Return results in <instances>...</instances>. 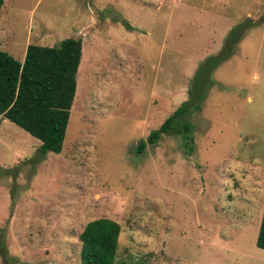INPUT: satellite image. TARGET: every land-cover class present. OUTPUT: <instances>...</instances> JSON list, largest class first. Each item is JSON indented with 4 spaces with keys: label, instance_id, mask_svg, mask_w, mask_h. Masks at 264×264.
Returning <instances> with one entry per match:
<instances>
[{
    "label": "rangeland",
    "instance_id": "374dc122",
    "mask_svg": "<svg viewBox=\"0 0 264 264\" xmlns=\"http://www.w3.org/2000/svg\"><path fill=\"white\" fill-rule=\"evenodd\" d=\"M236 26L188 118L192 143L162 136L137 154ZM67 38L81 57L60 152L40 155L0 117L6 264H79L78 235L98 218L119 226L116 263L264 264V0L2 2L0 50L15 61Z\"/></svg>",
    "mask_w": 264,
    "mask_h": 264
},
{
    "label": "trees",
    "instance_id": "16d2710c",
    "mask_svg": "<svg viewBox=\"0 0 264 264\" xmlns=\"http://www.w3.org/2000/svg\"><path fill=\"white\" fill-rule=\"evenodd\" d=\"M3 1L0 0V7ZM238 30L236 26L229 32L218 54L199 64L188 83L187 99L157 129L136 143L137 154L146 145L155 146L162 136L175 135L186 144L192 143V125L188 118L200 110L208 89L214 84L212 71L229 57ZM80 55V39L75 38L61 40L50 47L27 45L21 62L0 50V117L36 139L42 156L47 152L58 154L61 150L75 97ZM119 231L118 224L108 219L98 218L86 223L78 235L79 264H121L115 262ZM254 244L264 250V207ZM8 258L0 241V259L6 264Z\"/></svg>",
    "mask_w": 264,
    "mask_h": 264
},
{
    "label": "crops",
    "instance_id": "0c3cea01",
    "mask_svg": "<svg viewBox=\"0 0 264 264\" xmlns=\"http://www.w3.org/2000/svg\"><path fill=\"white\" fill-rule=\"evenodd\" d=\"M24 51H25V50H24ZM23 54H24V52H23ZM23 54L21 55L19 62H21V61H22ZM80 57H81V56H80ZM78 65H79V64H78Z\"/></svg>",
    "mask_w": 264,
    "mask_h": 264
}]
</instances>
